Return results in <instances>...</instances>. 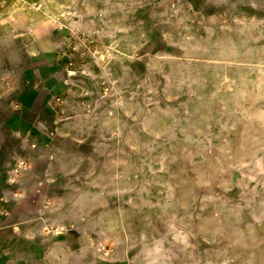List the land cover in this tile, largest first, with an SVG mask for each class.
Returning <instances> with one entry per match:
<instances>
[{
  "label": "rangeland",
  "instance_id": "obj_1",
  "mask_svg": "<svg viewBox=\"0 0 264 264\" xmlns=\"http://www.w3.org/2000/svg\"><path fill=\"white\" fill-rule=\"evenodd\" d=\"M25 2L57 35L0 131V264H264V0Z\"/></svg>",
  "mask_w": 264,
  "mask_h": 264
},
{
  "label": "crops",
  "instance_id": "obj_2",
  "mask_svg": "<svg viewBox=\"0 0 264 264\" xmlns=\"http://www.w3.org/2000/svg\"><path fill=\"white\" fill-rule=\"evenodd\" d=\"M23 3L0 0V97L22 104L17 113L7 100L0 102V131L20 132L22 126H30L27 110L35 98L31 84L42 82V67L49 64L55 50L56 29L42 21L38 9H25Z\"/></svg>",
  "mask_w": 264,
  "mask_h": 264
},
{
  "label": "bare ground",
  "instance_id": "obj_3",
  "mask_svg": "<svg viewBox=\"0 0 264 264\" xmlns=\"http://www.w3.org/2000/svg\"><path fill=\"white\" fill-rule=\"evenodd\" d=\"M242 110V109H241ZM262 117H264V115H262ZM262 119H264V118H262ZM151 256V255H150ZM154 256V255H153ZM151 258V257H150ZM155 259V258H154Z\"/></svg>",
  "mask_w": 264,
  "mask_h": 264
}]
</instances>
